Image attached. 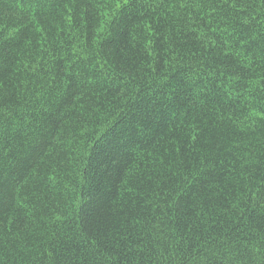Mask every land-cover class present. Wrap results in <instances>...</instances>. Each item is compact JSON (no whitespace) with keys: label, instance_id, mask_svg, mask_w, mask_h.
Wrapping results in <instances>:
<instances>
[{"label":"trees","instance_id":"trees-1","mask_svg":"<svg viewBox=\"0 0 264 264\" xmlns=\"http://www.w3.org/2000/svg\"><path fill=\"white\" fill-rule=\"evenodd\" d=\"M262 48L261 0L215 9L83 0L78 10L0 0V82L13 112L0 163L5 178L27 173L15 194L30 201L0 214V264H228L225 252L255 245ZM140 164L151 189L127 192ZM85 206L96 223L85 222Z\"/></svg>","mask_w":264,"mask_h":264},{"label":"snow or ice","instance_id":"snow-or-ice-1","mask_svg":"<svg viewBox=\"0 0 264 264\" xmlns=\"http://www.w3.org/2000/svg\"><path fill=\"white\" fill-rule=\"evenodd\" d=\"M83 0H60L61 5L63 6L65 3L68 5H72L77 8L79 7V4L82 3ZM125 5H128L130 3H134L135 0H123ZM162 4L165 3H171L174 8L178 9H184L190 7L192 4H199L202 8L205 5L211 6L213 9L217 7L218 4H222L224 8H227L229 5V0H160ZM261 3L264 4V0H261ZM233 4H235V0H233ZM211 15V13H209ZM151 44V41L148 42ZM261 52L264 53V48L261 49ZM3 88L4 84L0 82V137L4 136L6 134L5 125L11 126V119L13 117V112L11 111V105L9 101L5 98L3 94ZM264 111V109H262ZM261 122L264 123V117H262ZM24 132L23 128L16 129L17 136L20 135V133ZM30 134L25 133V135L22 137V139H28V136ZM45 136L44 134H40L37 136H34L32 140L30 141V144L35 145L33 147V153L40 149L45 144ZM28 159H31V157H28ZM20 164H26L27 159L21 160L19 162ZM165 163V161L160 160L159 164L162 166ZM150 166L146 164H140L138 165L139 171L136 170H129L126 178L124 179V187L127 192H132L133 189H137L139 192H146L147 190L151 189V183L147 185V187L144 186V179L147 175V179L149 182L152 180V176L148 174V168ZM19 171V169H17ZM15 173H9L8 177L5 178V170L3 168L2 163H0V214H3L5 212L9 211H17L19 210L17 208V205H19V208L22 209L27 206L30 201L25 200L23 204H20V198L17 197L15 194V185L19 184L21 180H25V175L27 173L20 175L19 179H14ZM31 177H34L37 181V191L39 190V182H42L45 178L41 177L39 175V170H36L31 173ZM27 183V181H25ZM11 188L13 190V195L11 197L6 196L5 192ZM193 192H195V188L192 189ZM160 195H163V191H161ZM171 198V194L169 197L165 198L163 200L164 204L168 203V200ZM258 204H264V193L260 194V198L258 201ZM103 207L102 205L100 206ZM177 208H179V205H177ZM92 213H97L99 215V209L98 208H92ZM82 213L85 217V222L89 223L90 221L92 223H96V221L93 219V217L90 215L88 211V206H85V208L82 210ZM165 213L161 211V215H164ZM107 214H105L103 217H100L99 219V226L97 227V231L100 230V226L106 227V220ZM261 224L257 225V229L260 230L262 233H264V213L261 214ZM2 223V222H0ZM10 230V229H9ZM92 233H90L91 235ZM4 229L3 227H0V252H2V245L4 241ZM143 251V250H141ZM225 257L228 258V264H264V234H262L259 237L258 242L255 245H252L251 242H249V246L243 247V250H241V246H237L236 248L232 249V254L229 255V253L225 252L223 254ZM0 261H2V256H0ZM119 264V262H117ZM199 264H209L207 258L204 260H201ZM211 264H216L215 259L211 261Z\"/></svg>","mask_w":264,"mask_h":264}]
</instances>
